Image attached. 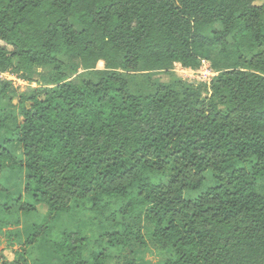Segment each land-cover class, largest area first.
Wrapping results in <instances>:
<instances>
[{"label": "trees", "instance_id": "1", "mask_svg": "<svg viewBox=\"0 0 264 264\" xmlns=\"http://www.w3.org/2000/svg\"><path fill=\"white\" fill-rule=\"evenodd\" d=\"M0 44L48 70L0 81L1 264H264V0H0Z\"/></svg>", "mask_w": 264, "mask_h": 264}, {"label": "rangeland", "instance_id": "2", "mask_svg": "<svg viewBox=\"0 0 264 264\" xmlns=\"http://www.w3.org/2000/svg\"><path fill=\"white\" fill-rule=\"evenodd\" d=\"M1 45V44H0ZM97 67L99 69L103 68V64L100 62L98 63ZM47 69H37L35 76L32 78V81L29 82H22L20 80H17L14 76H9L5 74H0V81H11L12 86L14 88H17L18 91H23L27 87H39L44 86L46 84L45 75L47 74ZM173 76L176 79H180L182 81H185L186 83L191 84H199V83H209L211 78L214 76V72L210 70L208 65H204L198 72L194 73L190 70H183L179 65L175 67L174 71L170 74H164L160 73L157 75V77L163 81L168 82L170 81ZM28 85V86H27ZM18 101L17 98L13 99V104H16ZM6 106H4L2 103H0V114L3 112ZM11 151H14V153L19 154L21 153V149L17 145H13L9 147ZM0 186L2 188H7L11 192H15V195H22L23 194V179L22 176H14L9 175L5 172L0 174ZM197 194V192L190 194L189 196L194 197V195ZM24 196V195H23ZM187 196V195H185ZM24 201L27 203H30V199L26 196L23 197ZM4 202V193H0V207ZM11 207V215L9 217V223L10 226L6 230H11L15 234H19L21 236V239L26 238V234L24 233V228L31 227L32 224L39 222L42 219V216L45 215L46 207L45 206H37V213L31 214L29 216H21L18 214L19 206L15 203L10 204ZM1 214V212H0ZM19 218L20 224L16 225L15 220ZM91 247L93 250H95L94 246L91 244ZM4 258L7 261L13 260V253L11 250L6 249L3 252ZM146 259L151 261L152 264H163L164 262V256L158 252V249L153 244L148 243V252L146 253ZM1 264V262H0Z\"/></svg>", "mask_w": 264, "mask_h": 264}]
</instances>
